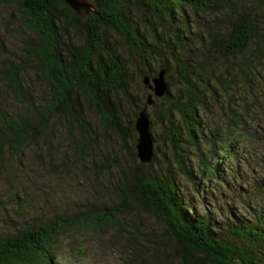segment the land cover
Here are the masks:
<instances>
[{
	"label": "trees",
	"instance_id": "1",
	"mask_svg": "<svg viewBox=\"0 0 264 264\" xmlns=\"http://www.w3.org/2000/svg\"><path fill=\"white\" fill-rule=\"evenodd\" d=\"M0 2L21 13L26 29L18 55L0 46V178L19 186L17 221L0 230V264H58L61 239L118 233L139 205L164 224L178 264H264V176L253 179V191L243 187L240 156V142L255 137L248 120L264 119V0H93L84 15L64 0ZM161 69L167 87L157 97L143 76ZM148 94L169 157L161 161L152 134L151 161L141 163L135 118ZM29 149L52 175L92 171V197L76 210L30 211L47 197L30 203L21 186L35 188L22 169ZM180 177L219 206L198 213ZM235 183L238 193L227 196ZM133 227L124 264L148 254L162 264V239L152 231L137 239Z\"/></svg>",
	"mask_w": 264,
	"mask_h": 264
},
{
	"label": "rangeland",
	"instance_id": "2",
	"mask_svg": "<svg viewBox=\"0 0 264 264\" xmlns=\"http://www.w3.org/2000/svg\"><path fill=\"white\" fill-rule=\"evenodd\" d=\"M77 1L79 3L77 10L80 14L84 15L87 11L92 9L93 0ZM24 30L26 29L21 13L15 7L0 2V46L2 44L6 47L11 55L14 53L18 55L20 53V38L25 36ZM3 56L4 53L0 50V58H3ZM33 90L38 92L41 88L39 89L37 85H34ZM156 112V104L151 103V105L149 104L146 107V113L151 121L152 134L156 137L154 144L159 145L156 153L162 161V155L166 154V156L169 157V151L162 146L161 126L152 123L153 119L154 121L157 119ZM258 114L259 113H256L257 118H250L248 120L249 124H252V128H255L256 130L252 132L253 136H255L254 140L248 141V139H245L240 142V151L242 152L240 156L245 158V160L241 159V161L246 164V166L242 165L241 171L245 169L248 175L245 177V173L242 172L238 173L240 175H237V173L235 174L237 178L241 175L245 177V183H243L242 186L252 191L255 186L252 184L253 179L255 177L264 176V119L262 114ZM200 150L206 152L205 146ZM32 153L31 149L26 152L22 169L28 174H25V177L34 181L35 188L31 189L33 186H29L27 183H24L21 186H26V189L29 190L31 200L27 199V201L30 203L33 199L38 200L45 195L47 198L44 201L41 200L43 201V204L39 205L40 208L37 204H33L30 207V211H39L44 216L52 215L56 211L61 212L63 210V204H65L64 206L68 211H70V209L76 210L82 206L81 202L85 200V197H92L91 192L93 191V187L96 186V182L93 179V175H91L92 171L88 168H84L85 171L83 173L81 167H78V171L74 172L71 176L70 174L64 175L63 170L60 175H52L50 172L43 170L44 168L37 164V162H34ZM194 158L196 157L194 156ZM247 159L251 162L252 166L247 167ZM233 165H235V162ZM19 174L18 178L21 181L26 182L20 171ZM82 174H86V177L83 178ZM109 175L111 177L112 173ZM99 177L101 178V181L105 183V188L110 186L107 185L109 184V179L106 174L105 176L100 175ZM180 179L183 192H185L189 199L194 202L195 210L198 213L204 212L206 207L207 209L213 210L219 206L217 202L213 203V201L206 199L210 198L207 193L197 194L186 178L180 177ZM238 185L239 184L236 183L233 184L234 188H231V190H225L224 193L231 197L233 194L238 193V189L236 188ZM218 187L222 189L220 185H218ZM18 188L19 186H17L16 183L11 186L5 178H0V230H7L11 223L17 221L18 216L14 211L15 204L12 198V191H19ZM99 188V196L102 199L109 198V195L105 194L106 191L101 187ZM213 194L215 196L217 195L215 191ZM225 200H228V198H221L219 202L223 203ZM228 202V204L233 206L230 200H228ZM238 206L241 207V205ZM220 212L222 211L216 210L212 213L217 221L221 216ZM124 218H126L127 224H124V229L120 230L118 233H114L113 230L110 229H103L84 236L74 235L61 239L58 250V253L61 254V258L58 261V264H124L123 259L129 258L128 256L131 253V247L125 244L127 241L126 237L129 235L127 231L133 230V226H136L140 230V233L132 231L137 239L142 237L147 231L154 232L157 237L162 239V264H178L176 263V257L173 256V251L175 247H177L175 241L170 239L164 224L159 221L150 209L139 205L136 207L135 211H131V213ZM112 234L116 235V238H118L115 242L116 245H112L107 241V235ZM78 247H83L84 249L81 256L75 255ZM143 250L147 251L148 247H144ZM147 257L149 258V261L141 262V264H157L154 258H150L149 254Z\"/></svg>",
	"mask_w": 264,
	"mask_h": 264
},
{
	"label": "water",
	"instance_id": "3",
	"mask_svg": "<svg viewBox=\"0 0 264 264\" xmlns=\"http://www.w3.org/2000/svg\"><path fill=\"white\" fill-rule=\"evenodd\" d=\"M64 1L77 10V6L79 5L77 0ZM164 73L165 70L161 69L158 74L151 79H149L148 76H143V82L147 84V87L152 94L157 97L162 96L166 91L167 85ZM152 94L147 95V104H151L153 102ZM135 130L137 132L135 142L136 155L141 163H148L151 161L153 154V139L150 131V119L146 113V106L139 110L137 117L135 118Z\"/></svg>",
	"mask_w": 264,
	"mask_h": 264
}]
</instances>
